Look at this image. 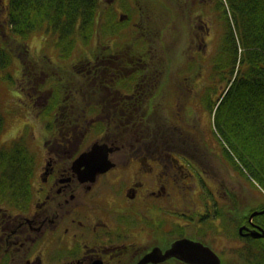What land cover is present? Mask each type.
Here are the masks:
<instances>
[{"label":"flooded vegetation","instance_id":"1","mask_svg":"<svg viewBox=\"0 0 264 264\" xmlns=\"http://www.w3.org/2000/svg\"><path fill=\"white\" fill-rule=\"evenodd\" d=\"M167 43L149 64L131 47L93 49L72 68L78 85L61 57L51 111L29 101L51 119L18 158L29 190L0 198V264H264V190L247 176L261 191L236 210L216 170L217 157L234 165L203 97L219 80L167 62ZM95 144V161L80 159Z\"/></svg>","mask_w":264,"mask_h":264},{"label":"rangeland","instance_id":"2","mask_svg":"<svg viewBox=\"0 0 264 264\" xmlns=\"http://www.w3.org/2000/svg\"><path fill=\"white\" fill-rule=\"evenodd\" d=\"M7 1L2 0L0 7L1 43L8 41L5 32H9V26L4 20ZM159 1L160 5L154 4V0H100V17L92 41L78 40L73 47V56L68 62L71 69L67 72L69 82L77 81L78 85L77 76L82 73L73 71L74 65L76 69L79 66L83 69L82 64L88 60L89 52L93 49L101 50L106 46L131 47L136 51L134 59L149 64L153 57L150 53L151 48L155 54L162 53L163 49L167 52L169 31H174L173 37H176L170 38L167 43H170L168 49L171 51L168 53L171 59L168 57L167 62L175 64V67L178 64L191 63L202 70V79L212 78L207 76L211 69L210 62L221 47L227 29V14H232L231 8H227V1L169 0L173 6V14L179 19L172 22L170 30L166 24L167 20H164V0ZM121 14L126 16L118 19ZM116 19L120 21L117 25L114 23ZM164 23L166 31L161 35ZM58 42V36L52 33L48 34L44 31L33 33L28 46L32 55L38 58L35 62L30 53H22L17 41L11 40V47L14 48L15 53L13 62L0 69V110L6 120L0 134L1 147L6 148L15 140H19L18 137L24 136L36 151L39 148L38 139L42 135L46 137L43 121L48 122L46 125L48 126L51 124V119L38 117L36 108L31 106L29 101L37 100L42 105H47L48 99L44 97L54 94V84H58L57 79L65 74L62 68L56 65L61 59ZM154 47L158 50L155 51ZM155 57L161 56L156 54ZM27 65L35 73L32 77L26 71ZM63 79L66 80L65 77ZM215 86L217 84L204 86L203 97H211ZM216 162L219 182L224 184L223 190L234 193L233 207L236 210L242 209L249 199L252 200L255 191H261L260 187L234 165L229 171V167L220 160V157H217ZM243 180L246 181V185Z\"/></svg>","mask_w":264,"mask_h":264},{"label":"trees","instance_id":"3","mask_svg":"<svg viewBox=\"0 0 264 264\" xmlns=\"http://www.w3.org/2000/svg\"><path fill=\"white\" fill-rule=\"evenodd\" d=\"M226 1L232 14H227L221 47L210 62V76L219 84L204 101L215 117L232 163L264 190V0ZM154 4L160 5V1L154 0ZM4 9L9 32H5L8 41L0 42V69L13 62L11 40L19 43L23 54L30 53L35 62L38 60L28 46L37 31L57 35L60 56L72 58L78 40L91 42L96 33L100 0H8ZM26 71L30 77L35 74L28 65ZM51 104L45 107L48 112ZM5 121L0 110V134ZM32 152L24 140L0 146V198L19 189L29 190L32 169L28 168L21 179L18 158Z\"/></svg>","mask_w":264,"mask_h":264},{"label":"water","instance_id":"4","mask_svg":"<svg viewBox=\"0 0 264 264\" xmlns=\"http://www.w3.org/2000/svg\"><path fill=\"white\" fill-rule=\"evenodd\" d=\"M99 148V144H95V145H93V148H92V150L91 151H88V152H86L84 155H82L81 157H80V159H86V160H88L87 158L91 155L92 156V159L91 160H94L95 161V156H94V151L95 150H97ZM88 161H90V160H88ZM95 167H98V168H100V169H103V167H105L104 166V162H97V165H95ZM188 242L190 241V240H187Z\"/></svg>","mask_w":264,"mask_h":264},{"label":"bare ground","instance_id":"5","mask_svg":"<svg viewBox=\"0 0 264 264\" xmlns=\"http://www.w3.org/2000/svg\"><path fill=\"white\" fill-rule=\"evenodd\" d=\"M161 35H162V33H161Z\"/></svg>","mask_w":264,"mask_h":264}]
</instances>
